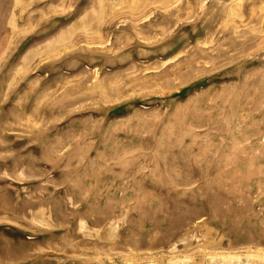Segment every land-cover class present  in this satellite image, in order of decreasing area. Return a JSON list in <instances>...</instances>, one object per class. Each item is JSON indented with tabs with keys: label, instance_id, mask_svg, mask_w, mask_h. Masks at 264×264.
Wrapping results in <instances>:
<instances>
[{
	"label": "rangeland",
	"instance_id": "374dc122",
	"mask_svg": "<svg viewBox=\"0 0 264 264\" xmlns=\"http://www.w3.org/2000/svg\"><path fill=\"white\" fill-rule=\"evenodd\" d=\"M0 264H264V0H0Z\"/></svg>",
	"mask_w": 264,
	"mask_h": 264
}]
</instances>
